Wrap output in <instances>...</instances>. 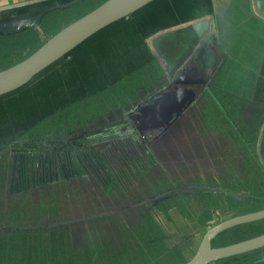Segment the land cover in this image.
<instances>
[{
  "label": "trees",
  "instance_id": "16d2710c",
  "mask_svg": "<svg viewBox=\"0 0 264 264\" xmlns=\"http://www.w3.org/2000/svg\"><path fill=\"white\" fill-rule=\"evenodd\" d=\"M54 1L70 0H45L13 12L5 11L0 13V20L42 9ZM213 9L212 0H154L93 34L26 85L0 95V200L4 202L6 214L10 213L9 206L16 201L27 200L33 211L31 213L28 209L29 218L35 219L7 224L4 214L0 215V238L10 239L13 234L23 231L48 235L50 231L57 233L55 231L60 228L64 230L61 218L66 210H57L56 207L65 206L62 200L66 205L70 204L67 209L74 208L78 201H85L83 209L91 211L86 212L89 215L75 219L73 215L63 217L72 218L66 223L68 226L79 225L77 235H84L83 242L93 250L87 262L97 264L102 253L109 254L106 250L121 247L119 235L125 230L122 217L133 212L141 211L143 215L156 217L159 222L155 223L163 231V240L168 247L164 245L168 250L172 249L171 245L174 246L171 241L173 233L197 232L203 235L206 231L203 229L205 218H220L217 213L220 200L215 202L214 196L221 192L218 186L224 182L222 179L235 180L240 185L250 182L253 176L248 174L245 180H240L236 175L241 169L236 164L232 172L229 154L224 161L223 156L210 149L208 143L196 139L197 118L190 116L185 122L180 115L164 130L139 133L124 124L122 116L130 110L113 112L123 106L127 108L132 101H127L128 98L121 93H112L104 99L103 105L100 101L109 93L104 92L112 87L114 89L109 91L117 92L136 86L135 94L140 90L139 82L157 75L152 71V66L156 67L157 63L146 42L152 34L181 25V21L190 22L208 12L214 14ZM26 30L35 31L38 35L31 33L34 38L39 39L38 36L42 35L36 29ZM15 35L0 34V45L12 47L11 38ZM6 49L0 48V53ZM2 57L0 68L10 66L11 63H3L8 57ZM152 58L154 62L148 66ZM223 68L215 77L225 83L218 82L214 77L205 91L211 97L213 89L216 90L214 102L219 104V109L223 104L218 92L229 86L233 89L234 85L231 81L233 77H227ZM234 95L249 101L244 95ZM94 103L95 110L85 112L83 119H79V111L84 104L91 107ZM72 107H77L74 122L60 114ZM55 115L67 121L60 125L48 124L47 131L35 134L36 127ZM99 116L108 120H102L103 124L91 128L74 126L95 122ZM78 121L79 124H74ZM206 122L208 117L204 114L202 123ZM238 128L228 127L234 137L224 131L232 145H243L241 137L236 136ZM218 147H224L222 142ZM213 159L221 160V165L214 163L211 168H204L205 164L210 166L208 163ZM243 164L248 166L247 161H240L241 167ZM52 179L56 180L55 184L63 185L52 191L47 187L52 184ZM65 184L75 186V191L67 190ZM224 194L227 200L229 196L234 199L239 192L226 189ZM235 205H228V208L235 210ZM204 213L206 215L200 221L198 216ZM114 221L117 225L109 231ZM98 222L105 223L108 230L106 227L102 233L96 225ZM90 223L96 227L90 226ZM104 235L113 237L112 241L106 240ZM9 247L13 248L6 246V252ZM98 248L104 251L98 252ZM5 251L0 253V264H4L3 261L27 264L18 255L11 254L13 257L9 259ZM120 254L125 256L124 252ZM246 255L251 256L247 262H242L240 255L225 259H234L237 264H264V248ZM140 260H143L142 254Z\"/></svg>",
  "mask_w": 264,
  "mask_h": 264
},
{
  "label": "rangeland",
  "instance_id": "374dc122",
  "mask_svg": "<svg viewBox=\"0 0 264 264\" xmlns=\"http://www.w3.org/2000/svg\"><path fill=\"white\" fill-rule=\"evenodd\" d=\"M103 1L104 0H84L68 8H60L49 12L48 15H46V17L44 18V22L42 24L43 33L42 35L40 34V36H38L39 39L34 38V36L31 35V33L38 35L35 31L29 32L28 30H25L19 35L14 34L15 36L11 38L12 40L11 43H13L12 47H8L6 44L0 45V48H4V47L7 48L4 53H0V57L5 56L4 59L8 57L5 61H3V63L14 64L22 60L23 58L28 56L29 53L35 51L43 43L44 39L54 35L63 27H65L72 21L76 20L77 18H79L89 10L93 9ZM260 3H262V1ZM236 6H237L236 12L239 14V12L241 11V6L238 4H236ZM228 14L229 13L227 12V16ZM205 17H209V16L208 15L201 16L196 19L198 20ZM187 21L188 20L181 21L180 23L184 24ZM178 26L180 25L168 27L166 29L169 28L174 29V27H178ZM263 27L264 25L261 24L260 26L255 25L254 23H252V21H250L247 24L239 26V29L237 31L239 32V35L242 38L241 45H243L244 47V48L241 47L242 52L247 53V51L249 50L250 45L247 43L248 41L247 38L252 36L254 37L258 32H262L261 29L263 30ZM160 31H163V29L156 31V33L152 34L146 40L149 51L152 52V54L154 55V59L157 63L156 67L155 65L152 66V71L154 73H157V75L155 77L153 76L147 77V79L142 83L139 82L138 86L140 87V90L135 94L134 92L137 89L136 86L133 87V89L127 91H123V90H118L117 92L109 91L110 89H114L113 87L106 90L104 93L107 92L109 93L106 96L101 97L100 101L102 102V105L105 103L104 99L108 98L112 93H121L122 96L128 98L127 101H132V102L127 104V108H124L123 106L118 110L115 109L113 112L116 113L118 111L121 112V111L130 110V114H131L132 111L138 105H141L142 103H144L145 100H147L146 99L148 97L147 95H149L150 93H156L160 89L164 88L169 78L167 76L165 69L161 64L162 57L155 55L152 45L153 44L152 36L156 35ZM182 35L183 37L186 38V41L181 42ZM190 42H191L190 34L185 28L182 29L178 34H176L172 40L167 41L163 45V49L165 48L164 51L169 57V59H172L175 58L176 53L180 52L182 45H183V49L188 48V46L191 45ZM174 43H176V45H174L173 48L171 49L170 46H172ZM177 47L178 49L175 52H172ZM1 60H3V57L2 59H0V61ZM245 61L247 60H243L241 68H243L242 70H244V72H250L246 69V67H249V65ZM152 62H154L153 58L148 66H151ZM148 66H145L144 68H147ZM241 68L236 66L234 63L232 64V70L236 71V70H240ZM245 74L246 73H244V75ZM253 74L260 76L261 70L258 71V73L255 71V73ZM160 79H162V81H160ZM215 80L221 82L220 78H216ZM221 83L223 84V82ZM244 83H245V78L242 76V79L239 78L236 81V87L239 86L242 87ZM256 85L257 84H255L254 86ZM228 88H230V86ZM248 88H250V85L248 84L246 86H243L244 91H247ZM124 90H126V88ZM215 91L216 90L213 89L211 97H209L210 95H208V93L204 91L205 94L203 95V97L202 98L201 96L198 97L199 99L196 101V103L192 105L188 110L186 109L184 114L181 115L182 119L186 122L187 120H189L190 116L192 117L197 116L198 122L196 124V129L198 130V135L196 139H202L205 141V144L208 143L210 149L214 150L216 153H219L223 156L222 159L224 161H227L229 154L231 159L229 161H232L231 163L232 172H234L233 169H235L236 164H238L236 167L241 169V171L246 170L247 169L246 165L243 164L241 167L240 161L242 162L247 161L248 162L247 170L248 171L254 170L255 172V176L250 177L251 182H253L256 179L255 186H262L264 188V163H263V158H262L263 155L261 152V147L259 142L261 137H263L264 135L263 134L264 133V112H263L264 103L258 102V100H261L264 97H261L260 95L255 96L253 101L251 102L254 105L249 109V112L257 111L259 115L257 121H253V120L243 119V116H245V114L248 113H246L244 109L238 108L242 106L239 103H241L242 101L245 103L248 102L241 99L240 95L235 96L232 89L223 88L221 92H218V94L220 95L219 97H221V102L223 104L221 109H219L218 108L219 104L217 102H214ZM133 94L134 97L130 99V97ZM135 95L137 96L135 97ZM86 101L87 100H84L83 102ZM76 110L77 107L76 108L72 107L69 110H64V113H60V114L63 115L65 118H67L70 122H74ZM93 110H95V103L91 107L88 104H84V106L79 111L80 113L79 119H83L85 112L93 111ZM203 113L208 117V122L206 123H202L204 117ZM127 114L129 113H126L124 115ZM123 116L122 118L125 119L124 118L125 116L124 117ZM100 117L101 116H99L95 122H90L82 125H74V126H86V128H91L95 125L103 124L104 122H100L102 120H108L107 118H104V116L102 117V119H100ZM63 121H67V120H64L63 117L60 115L52 116L47 120V122H44L39 127L35 128V134L39 132L43 133L42 131L44 130L47 131L48 124L60 125L64 123ZM220 121H221V128H220ZM226 121L230 124L229 125L230 128H233L235 124L239 127L236 136L241 137L243 145H240L239 143L232 145V142L228 140L226 134L224 133L225 130L228 131L227 124L225 125L224 123ZM260 122L262 123L261 127H259ZM79 123L80 122L78 121L75 122L74 124H79ZM256 123L258 124V126H255ZM228 132L231 134V136H234L230 131ZM221 142L224 145L223 148L218 147L221 144ZM256 143H258L257 149H256ZM254 145H255V150H254ZM240 157H245V159L241 160L239 159ZM214 163H216L217 165H221L222 162L221 160L213 159L211 162L208 163L210 166H206L205 164L204 168H211V165ZM241 171H238V174L236 176L240 180H245L246 175L243 172L241 173ZM260 171L262 172V174L260 173ZM217 177L219 179L222 178L220 176ZM222 180L224 182L221 183L222 185L218 186V189L221 192L217 193L214 196L215 202L217 200H220V205L217 208L218 210L217 213L220 214L221 216L218 220H214L213 216H211L208 220H206L205 218L204 228H203L204 230L217 223V221L224 220L236 214L248 212L246 207H235L236 208L235 210H230L228 208V205L233 204L230 201L232 200V196H229L228 199L225 200V195L227 193L224 194V191L226 189H231V188L233 190V188H235V186L239 184L235 180L228 181L225 180V178H223ZM55 183L56 180L52 179V184L48 185L47 187L52 189L53 191V190H57L59 186L63 185V184L59 185ZM64 187H67L66 189L69 191L72 192L75 191V186L65 184ZM256 196L258 197L256 198ZM241 199L245 202H249L251 198L246 197ZM251 200L258 201L259 205L261 204L259 208H261L262 205L264 206V191L261 193H257L255 191L254 197ZM62 202L63 205L65 206L56 207V209L60 210L62 208L66 210V212L62 214V218H61V222L65 224L64 230L60 228L58 231H55L57 233H53V231H50L48 235L39 234V233L32 234L23 231L21 234H16V235L13 234L10 239H4L2 237L0 238V253L5 251L6 246H13L12 249L10 247L8 248V252L5 251L6 252L5 254H8V258L12 259L14 255H18L27 264H88L87 262L88 256L93 253V250L91 248L88 249L89 247L88 244L85 245V243L83 242L84 235H81L80 232H79L80 235H77V227H79V225L68 226V224L66 223H69L70 221L68 220H71L72 218H66L63 216L73 215L75 219V217H82L83 215L87 216L89 214H86V212L89 213L91 211L89 210L86 211V209H83V206L86 207L85 201H83V203L81 201H78L77 205L72 209H67L70 204L66 205L64 200H62ZM28 209L30 210L31 213H33V211L29 208V203L27 200L25 199L18 200L16 201V203H14V205L9 206L8 211H10V213L7 212L6 214L4 202L3 200H0V215L4 214L5 223L7 224H17V223H23L24 221L30 222L32 220H35L29 218L30 213ZM211 213L213 214V212ZM205 215H206L205 213L199 215L198 219H200L201 221ZM1 218L2 217H0V219ZM156 221H157L156 217L153 218L150 217L149 215H143L141 211H136L133 212L132 214L122 217V224L125 230L122 234L119 235L121 247L115 246L113 249L110 248L109 250H106L107 253L111 254V258L109 254L102 253L97 264H180L191 258L194 252L196 251L203 235L197 232L173 233L171 241L174 244V246L171 245L172 249L168 250L169 248L167 249L165 247V245L167 246V242L163 240V231L155 223ZM136 222L137 223L145 222V224H141V223L136 224ZM252 224L253 225L245 224L244 226H235L232 227V229L230 230L229 229L226 230L214 240L213 244L215 246L226 245L264 232V220L257 221ZM89 225L93 226L92 223H90ZM96 225L97 227H99L100 231L104 233L107 227L106 224L102 222H98V224ZM115 225H117V221H114L113 224L109 226V231H111L112 227H115ZM72 233L74 235L71 236ZM104 238L110 241H112L113 239V237H108L107 235H104ZM100 251H104V250L98 248V252ZM120 252H124L125 256L120 254ZM5 254L2 257V260H4ZM11 254H13V256H11ZM140 254H142L143 260H140ZM240 257H242L241 258L242 262H247L250 260L249 258L251 256L243 255V256H239V258ZM3 262L4 264H12V262L10 261H3ZM212 264H237V263L234 261V259H225V260H219Z\"/></svg>",
  "mask_w": 264,
  "mask_h": 264
},
{
  "label": "water",
  "instance_id": "95a60500",
  "mask_svg": "<svg viewBox=\"0 0 264 264\" xmlns=\"http://www.w3.org/2000/svg\"><path fill=\"white\" fill-rule=\"evenodd\" d=\"M82 1L84 0L56 1L42 9L1 19L0 34L12 35L21 33L26 29H36L43 33L42 24L49 12L68 8ZM152 1L154 0H104L99 3L54 35L46 38L35 51L22 60L0 69V95L26 85L38 73L67 55L90 36L111 23L129 16ZM254 1V9L264 16V3H260L262 0ZM5 11L13 12L14 9L3 10L0 13ZM213 17L214 19L210 17L195 19L174 27V29H163V31L152 36L153 51L155 55L162 57L161 64L169 80H173V83L151 95L131 114L129 112V114L124 115L125 117L123 116L131 123L135 131L148 133L155 129H165L203 94L224 55L223 52H219L217 41L209 34L210 26L217 29L213 30L212 33H219L220 28L222 29L219 18L215 17V12ZM185 28L190 34L191 45L185 49L182 45L175 58L169 59L163 45ZM202 40L205 41L202 47L195 45ZM170 48L172 49L173 45ZM177 49L178 47L172 52ZM196 57L201 59L200 64L196 63ZM183 64L188 66H182ZM261 138L260 147L264 163V135ZM262 219H264V208L236 214L218 221L206 229L192 257L180 264H212L225 258L243 256L264 248V232L226 245L215 246L213 244L214 240L224 231Z\"/></svg>",
  "mask_w": 264,
  "mask_h": 264
},
{
  "label": "flooded vegetation",
  "instance_id": "af4514ba",
  "mask_svg": "<svg viewBox=\"0 0 264 264\" xmlns=\"http://www.w3.org/2000/svg\"><path fill=\"white\" fill-rule=\"evenodd\" d=\"M201 3V2H200ZM199 3V4H200ZM201 6L202 3L200 4ZM209 17L213 18V13L211 12H208L207 14ZM206 16V15H204ZM240 17V16H239ZM239 17L236 18L238 21L236 22V20H232L231 17H229V19L231 20L230 22V25H229V21L227 18H224V22L223 24L227 22L226 26L224 27L223 29V33L221 34L220 32L219 33H212L213 30H217L216 27L213 29V27H209V34L212 35V38H214V40L217 41V45L219 46V52H223L224 55L221 59V63L219 65V67L217 68L216 72H215V75L217 76V72H219L220 68L224 67V71L227 75V77H230V75L233 77L231 79L232 81V84L233 85V89L232 88H229V89H232V91L235 93V94H241V95H244L245 97H247L249 99V101H247L248 103H239L240 107L238 108H241V109H244L246 111V113L248 114H245V116H243V119L245 120H253V121H257V119L259 118V115H258V112L257 111H253V112H249V109L254 105L252 104L251 102L253 101L254 97L255 96H261V97H264V27H263V30L261 29L262 32H258L254 37H249L247 38V43L250 45L249 46V50L247 51V53H244L242 55H238L240 51H242L241 47H243V45H241V42H242V38L240 37L239 35V32L237 31L239 26H241V22L240 21H246L245 17L248 18V15L246 16H241L243 18H241L239 20ZM250 21H252V23H254L255 25H259L260 26V23L257 21L256 18L252 17L251 19H248L245 24L249 23ZM259 23V24H258ZM233 24V25H232ZM231 28H229V26H231ZM235 26V27H234ZM228 28V29H227ZM260 28V27H259ZM227 29V30H226ZM207 39V38H206ZM182 40L183 41H186V38L183 37L182 35ZM203 43H205V41H200V42H197L195 45L198 46V47H202ZM189 47V46H188ZM244 48V47H243ZM246 51V50H244ZM251 51V54L253 53V57L250 59V60H247L249 62H254L255 61H259L258 63V70L260 71L261 70V74L260 76L258 75H254L253 73L254 70H253V67L251 69H248V71L250 72H244V70H242L243 68H241L240 70H232V64L234 63L236 66L238 67H241L242 63H243V60L240 59V57H247V54L248 52ZM230 56L232 57V59H234L235 57H239L238 60H232L231 57H229V54ZM238 52V53H237ZM261 54V55H260ZM249 56V55H248ZM229 57V58H228ZM200 58L199 57H196V63L197 64H200ZM233 61V62H232ZM182 66H188L186 64H183ZM221 66V67H220ZM233 71V72H232ZM253 72V73H252ZM244 73H246L244 75ZM249 73V74H248ZM215 75L213 76L212 79H214ZM242 76L245 78V83L243 86H246L247 84L250 85V88L247 89V91H244L243 90V86H239V87H236L235 86V83H236V77L239 79L241 78L242 79ZM246 76H247V79H246ZM234 79V80H233ZM246 80H249V81H246ZM160 81H162V79H160ZM159 81V82H160ZM175 81V80H174ZM212 81V80H211ZM227 81V80H226ZM225 83V81H223ZM170 83H173V80H167V83L165 84V86H168L170 85ZM211 83V82H210ZM210 83L207 84L206 88L204 89V91L207 90L208 86L210 85ZM255 84H257L256 86H254ZM164 86V87H165ZM225 89H228V88H225ZM154 93H150L149 95H147L148 97L146 98L147 100L150 98L151 95H153ZM200 97V96H199ZM199 98H197L190 106L194 105L195 102L198 100ZM146 101V100H145ZM258 102L260 103H264V98H262L261 100H258ZM245 104V105H244ZM139 106V105H138ZM137 106V107H138ZM264 112V111H263ZM263 114V113H262ZM197 115V113H196ZM242 116V115H241ZM195 117V116H194ZM197 117V116H196ZM195 117V118H196ZM197 120H198V117H197ZM132 121V120H130ZM125 123V126L126 124L131 126V123L129 121H127L125 119L124 121ZM225 124H227V129L229 127V123L226 121L224 122ZM262 123L260 122L259 124V127H261ZM124 126V127H125ZM235 126H237L235 124ZM255 126H258V124L256 123ZM132 127V126H131ZM166 129V128H165ZM124 130V128H123ZM164 130V129H163ZM226 132L229 134V132L226 130ZM261 134V132H260ZM234 135V134H233ZM234 137V136H233ZM246 168L248 169V166H246ZM242 170L241 173L243 172L245 175H248V174H251L250 176H255V172L254 170ZM260 173L262 174V172L260 171ZM260 174V176H261ZM255 183H256V179L253 181V182H246V184H240L238 186H235V188H232L229 189L231 190L232 192H239V194H236V197L232 200H230L232 203H236L235 207H246L247 208V211L250 212V211H255V210H259V209H262L264 208V206L262 205L261 208H259L261 206V204L259 205L258 201H252L251 199H253L254 197V192L256 191L257 193H261L264 191V188L262 186H255ZM259 188H262V189H259ZM236 189H239L236 191ZM241 189V190H240ZM245 192V194H244ZM241 193V194H240ZM247 193V194H246ZM257 195V194H256ZM245 196V197H244ZM246 197H249L251 198L249 202H245L243 201L241 198H246ZM258 196H256L257 198ZM242 203V204H240ZM245 213V212H243ZM214 220H218V218H214ZM264 219L262 220H258V221H263ZM221 221V220H220ZM218 222V221H217ZM257 221H254V222H251V223H246L247 224H251L253 225L252 223H255ZM245 224L243 225H238V226H244ZM232 229V228H230ZM229 229V230H230ZM225 232V231H224ZM185 262V261H184Z\"/></svg>",
  "mask_w": 264,
  "mask_h": 264
},
{
  "label": "crops",
  "instance_id": "0c3cea01",
  "mask_svg": "<svg viewBox=\"0 0 264 264\" xmlns=\"http://www.w3.org/2000/svg\"><path fill=\"white\" fill-rule=\"evenodd\" d=\"M41 1H45V0H0V11L8 10V9L16 10V9L24 7V6L34 5V4L41 2ZM212 1H213V8H214L213 10L215 12V17L219 18V20L222 24V29L220 28L221 31L219 30V32L221 34L223 33V29L227 24V22H226V24L225 23L223 24V22L225 21L224 18H227L228 20H230L229 17H231L232 20L235 19L237 22L238 20L236 18H238L239 16H240L239 17V20H240L244 16L248 15V18L245 17L246 21L255 16L257 21L261 25H264V16L261 15L260 13H258L257 10L254 9V6H255L254 0H212ZM262 3H264V0H262ZM236 4L241 6V11L239 12V14L236 12V9H237ZM227 12L229 13L228 16H227ZM25 13H28V12H25ZM241 16H243V17H241ZM213 19H214V17H213ZM230 22H231V20L229 21V25H230ZM240 22H241V25L245 24L244 21H240ZM232 25L229 26V28H231ZM228 54H229V52H228ZM242 54H243V52L240 51L239 55H242ZM253 56H254L253 53L251 54V51H250V52H248L246 58L240 57V59L241 60H250ZM229 57H231L230 54H229ZM231 59H232V57H231ZM238 59H239V57H235L232 60H238ZM245 62L249 65V67H246V69L247 68L251 69V67H253L254 72L256 71L258 73L259 70H258L257 66H258L259 61L254 60V62H248V61H245Z\"/></svg>",
  "mask_w": 264,
  "mask_h": 264
}]
</instances>
